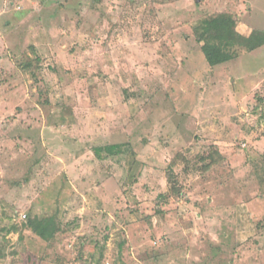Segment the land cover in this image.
Wrapping results in <instances>:
<instances>
[{
  "label": "rangeland",
  "instance_id": "rangeland-1",
  "mask_svg": "<svg viewBox=\"0 0 264 264\" xmlns=\"http://www.w3.org/2000/svg\"><path fill=\"white\" fill-rule=\"evenodd\" d=\"M0 264H264V0H0Z\"/></svg>",
  "mask_w": 264,
  "mask_h": 264
},
{
  "label": "trees",
  "instance_id": "trees-1",
  "mask_svg": "<svg viewBox=\"0 0 264 264\" xmlns=\"http://www.w3.org/2000/svg\"><path fill=\"white\" fill-rule=\"evenodd\" d=\"M231 19H233L231 15L221 13L210 18H204L193 27L194 38L200 44L201 52L207 63L212 67L233 60L238 54L236 47L237 43L234 40L216 38L211 35L212 29H216L221 23L228 22ZM27 68L28 66H23V69ZM123 146L124 144L97 145L92 148V152L97 159L102 160L109 156L122 154ZM168 176L170 182L175 179L174 172L172 171H170ZM174 185H176V183H174ZM172 192L174 194H180L181 190L179 187H176V190L173 188ZM172 192L168 191L167 193H163L159 199L173 195ZM23 225L45 242L54 240L61 231L60 222L57 221L54 216L29 215ZM14 228H16V226H12L10 230Z\"/></svg>",
  "mask_w": 264,
  "mask_h": 264
}]
</instances>
